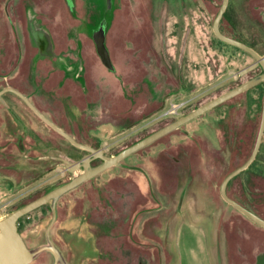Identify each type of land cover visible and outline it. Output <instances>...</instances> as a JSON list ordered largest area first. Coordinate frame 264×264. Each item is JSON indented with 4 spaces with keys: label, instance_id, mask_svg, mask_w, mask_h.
Segmentation results:
<instances>
[{
    "label": "rangeland",
    "instance_id": "rangeland-1",
    "mask_svg": "<svg viewBox=\"0 0 264 264\" xmlns=\"http://www.w3.org/2000/svg\"><path fill=\"white\" fill-rule=\"evenodd\" d=\"M222 2L0 0V90L18 89L80 143L117 154L262 72L239 74L254 57L214 33ZM101 26L115 70L97 50ZM221 29L264 54V0H229ZM263 96L259 82L68 191L49 234L51 202L24 215L18 228L36 252L29 264L55 263L44 245L60 252L59 264H182L185 223L207 233L213 264H256L264 226L227 202L221 185L253 151ZM88 153L20 96L1 94L0 219L69 181L64 159ZM227 192L264 218V138Z\"/></svg>",
    "mask_w": 264,
    "mask_h": 264
},
{
    "label": "water",
    "instance_id": "water-1",
    "mask_svg": "<svg viewBox=\"0 0 264 264\" xmlns=\"http://www.w3.org/2000/svg\"><path fill=\"white\" fill-rule=\"evenodd\" d=\"M228 4H229V0H223L221 7L213 21L214 33L219 39L229 44H232L234 46H237L245 50L246 52L250 53L252 56H254L255 59L253 60V62L242 67L238 71L239 74L241 75L245 74L246 72L254 69L257 66H260L262 68V72L258 76L252 77L244 81L243 83L212 98L208 102L196 107L195 109L188 112L187 114L167 123L166 125L160 127L159 129L155 130L151 134L145 136L144 138L138 140L137 142L131 144L130 146H127L126 148L122 149L117 154L107 156L105 155L104 150L102 148H95L93 146L80 143L72 135L66 132L63 128L59 127L52 120H50L47 116H45L31 102L29 97L23 94L18 89L12 88V87H6L0 90V96L4 91H7V90H10L16 93L32 108V110L40 118H42L48 125H50L53 129H55L61 135H63L68 141H70L72 144H74L77 147H80V148H83L89 151L87 155L81 157L78 160L64 159L66 169L74 174V176L69 181L52 188L45 194L15 209L11 213H9L8 215L0 219V264H29L30 262H32V260L36 256V252L27 246L18 228V221L24 215L30 213L31 211L37 209L38 207L44 205L47 202H51L53 216L47 228V233L49 234L50 228L57 218L56 203H57V200L62 195L74 189L75 187L79 186L80 184H82L89 178L95 176L96 174L106 170L107 168L113 165L119 164V162L125 157H127L128 155L141 149L142 147L148 145L149 143L155 141L156 139L162 137L163 135L171 132L172 130L180 127L184 123L192 120L193 118L199 116L200 114L208 111L209 109L217 106L218 104L226 101L227 99L249 89L253 85L259 82H264V54L259 53L255 48H253L252 46H250L249 44L243 41L227 36L221 30V25H220L221 20L226 12ZM94 39L97 44L98 53L100 54L103 62L110 69H114L108 48L105 43V29L103 26L100 27L99 30H97V32H95ZM263 135H264V96H263L262 120H261V125H260V129H259V133H258V137H257L254 150L252 154L250 155V157L241 166L233 170L230 174H228L225 177L221 185V193L227 202L232 204L234 207H236L238 210H240L242 213H244L247 217H249L254 222L264 226V218L260 217L258 214L248 209L247 207L243 206L242 204L235 201L234 199L230 198L227 193V185L229 181L234 176H236L238 173L247 169L250 166V164L254 161V159L257 157V154L259 152V149L262 143ZM95 158H101L102 162L98 164L97 166H92L91 162ZM77 171H80V172L77 174ZM184 225H183L182 231H180L181 238H182L180 240V246L185 255V259H186L185 264H208L204 247L193 244L192 241H190L191 231L188 229V227H186V225L185 226ZM43 250H49L50 252H52L55 258L54 264H59V262L61 261V254L56 248L44 245L43 247L39 249V252Z\"/></svg>",
    "mask_w": 264,
    "mask_h": 264
},
{
    "label": "flooded vegetation",
    "instance_id": "flooded-vegetation-1",
    "mask_svg": "<svg viewBox=\"0 0 264 264\" xmlns=\"http://www.w3.org/2000/svg\"><path fill=\"white\" fill-rule=\"evenodd\" d=\"M31 24H33V22L31 21ZM221 25V24H220ZM102 27V26H101ZM33 26L31 25V29L33 30ZM35 30L34 31H38L37 33V37L39 38V39H41V37L42 36H40V32H39V28H34ZM222 30V29H221ZM35 35V34H34ZM43 36H45V35H43ZM254 48V47H253ZM255 59V58H254ZM257 67H260V66H257ZM256 68V67H255ZM111 70H115V68L114 69H111ZM264 83V82H263ZM10 90H7V91H4V92H9ZM3 92V93H4ZM10 92H13V91H10ZM2 93V94H3ZM14 93V92H13ZM14 94H16V93H14ZM37 107V106H36ZM31 108V107H30ZM32 109V108H31ZM262 114H263V106H262V111L259 113V115H255L254 117H253V130L255 129V128H258V133H259V129H260V125H261V120H262ZM167 124V123H166ZM166 124H164V125H166ZM246 124V126L245 127H243V128H245L244 129V132H243V135H244V137H242L241 139L242 140H244V141H247L248 139H249V135H250V133L247 131V129L249 130L250 128H252V126L250 125V123H245ZM163 125V126H164ZM162 127V126H161ZM234 127V126H233ZM232 127V128H233ZM232 128H228V132H227V135H228V140H231L232 142L231 143H234L235 142V145L237 146V148H238V151L240 150V146H239V138H237V137H234L233 135H234V130L232 129ZM235 128V127H234ZM258 133H257V137H258ZM257 137H256V141H257ZM263 138H264V135H263ZM224 139L225 140H227V138L226 137H224ZM263 140V139H262ZM238 143V144H237ZM255 144H256V142H255ZM229 146H230V142H229ZM255 147V146H254ZM253 150H254V148H253ZM260 150V149H259ZM253 152V151H252ZM252 152H251V154H252ZM259 153V152H258ZM250 154V155H251ZM257 156H258V154H257ZM250 157V156H249ZM257 158V157H256ZM255 158V159H256ZM254 159V160H255ZM252 164V163H251ZM250 164V165H251ZM236 169V168H235ZM234 170V169H233ZM246 170V169H245ZM245 170H243V171H245ZM243 171H241V172H243ZM80 171H77V174L79 173ZM240 172V173H241ZM239 174V173H238ZM235 177V176H234ZM233 177V178H234ZM254 177H256V173L255 172H253V178ZM232 178V179H233ZM231 179V180H232ZM230 180V181H231ZM230 181H229V183H230ZM229 183H228V185H227V189H228V186H229ZM228 193V192H227Z\"/></svg>",
    "mask_w": 264,
    "mask_h": 264
},
{
    "label": "crops",
    "instance_id": "crops-1",
    "mask_svg": "<svg viewBox=\"0 0 264 264\" xmlns=\"http://www.w3.org/2000/svg\"><path fill=\"white\" fill-rule=\"evenodd\" d=\"M186 227H188V229L191 231V238H190V241H192L193 244H196V245H200L201 247H204V250H205V254H206V259L208 261V264H213V260L211 258V255H210V250H209V238L207 236V233H200V232H197L195 231V229H197L196 227H190L188 226V224H186ZM193 231V232H192ZM181 233L179 232L178 233V236H177V244H178V247L180 248V251L181 253L183 254V261H182V264H185V255H184V252L182 251L181 249V246H180V240H181ZM189 239V238H188ZM187 239V241H188ZM264 255H261L259 257V259L256 261V264H264ZM172 260V259H171ZM175 263L178 262V258L175 260L174 258V261Z\"/></svg>",
    "mask_w": 264,
    "mask_h": 264
},
{
    "label": "trees",
    "instance_id": "trees-1",
    "mask_svg": "<svg viewBox=\"0 0 264 264\" xmlns=\"http://www.w3.org/2000/svg\"><path fill=\"white\" fill-rule=\"evenodd\" d=\"M234 38H235V37H234ZM237 39H238V38H237ZM249 54H250V53H249ZM253 57H254V56H253ZM258 68H260V67H256V68H254V69H253V73L256 72V70H257ZM166 123H167V122H165V124H166ZM256 129L258 130V128H256ZM61 136H62V135H61ZM64 138H65V137H64ZM65 139H66V138H65ZM66 140H67V139H66ZM67 141H68V140H67ZM20 219H21V218H20ZM20 219H19V221H20ZM19 221H18V222H19Z\"/></svg>",
    "mask_w": 264,
    "mask_h": 264
}]
</instances>
